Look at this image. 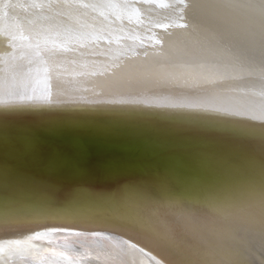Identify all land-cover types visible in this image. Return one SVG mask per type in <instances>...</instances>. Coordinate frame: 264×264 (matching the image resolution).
<instances>
[{
  "label": "bare ground",
  "instance_id": "6f19581e",
  "mask_svg": "<svg viewBox=\"0 0 264 264\" xmlns=\"http://www.w3.org/2000/svg\"><path fill=\"white\" fill-rule=\"evenodd\" d=\"M0 247L264 264V0H0Z\"/></svg>",
  "mask_w": 264,
  "mask_h": 264
},
{
  "label": "snow or ice",
  "instance_id": "6c2138e0",
  "mask_svg": "<svg viewBox=\"0 0 264 264\" xmlns=\"http://www.w3.org/2000/svg\"><path fill=\"white\" fill-rule=\"evenodd\" d=\"M19 243H20V241H16V240H13V241H5V245H7V244H19ZM2 250H3L2 247H0V251H2ZM0 264H4L2 258H0Z\"/></svg>",
  "mask_w": 264,
  "mask_h": 264
}]
</instances>
